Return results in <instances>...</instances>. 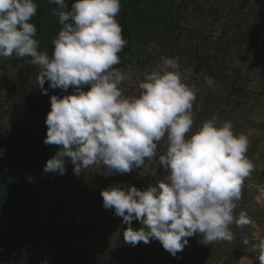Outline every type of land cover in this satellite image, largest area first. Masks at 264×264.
Returning a JSON list of instances; mask_svg holds the SVG:
<instances>
[{
	"label": "clouds",
	"instance_id": "obj_1",
	"mask_svg": "<svg viewBox=\"0 0 264 264\" xmlns=\"http://www.w3.org/2000/svg\"><path fill=\"white\" fill-rule=\"evenodd\" d=\"M49 2L59 6L62 24L51 55L39 50L35 38L36 0H0V58L30 57L40 68L42 94H48L46 81L51 89H74L50 97L43 142L59 148L43 171L63 175L68 158L77 176L95 165L104 166L105 175L130 173L155 158L166 138V151L158 157L164 179L144 190L115 185L101 191L103 206L128 225L125 243L158 240L175 257L197 234L198 243L211 245L232 241V224L254 225L247 212L234 215L255 170L247 157L248 136L236 134L230 121L218 123L215 115L193 130L197 89L184 82L175 58H163L146 72L137 95L123 93L120 85L131 74L114 67L128 43L117 20L121 0H73L70 8L66 0ZM204 80L214 84L212 77ZM134 219L146 227L133 228ZM256 241L252 248L264 264V237Z\"/></svg>",
	"mask_w": 264,
	"mask_h": 264
},
{
	"label": "rangeland",
	"instance_id": "obj_2",
	"mask_svg": "<svg viewBox=\"0 0 264 264\" xmlns=\"http://www.w3.org/2000/svg\"><path fill=\"white\" fill-rule=\"evenodd\" d=\"M36 2L38 10L31 20L37 27L35 38L39 50L51 55L58 33L48 32L43 24L52 3ZM137 4L144 17L154 19L148 26L132 28L119 53L121 63L114 67L131 74L120 85L123 93L137 95L144 74L157 68L163 58L178 60L184 82L197 89L193 130L215 115L218 123L230 121L236 134L249 138L247 157L255 170L244 182L234 215L245 211L254 225L232 224L234 239L211 245L198 243L201 234H197L188 238L189 243L175 257L158 240L136 246L125 243L128 225L114 209L103 206L101 191L115 185L144 190L164 179L166 171L158 157L166 151L165 138L158 143L156 157L130 173L105 175L101 172L104 166L95 165L77 176L66 158V171L51 175L53 184L31 178L30 194L22 200L28 206L17 211L18 221L13 225L19 233L11 249L14 264H259L252 244L256 236L264 237V197L257 200L264 192V0H174L171 8L168 0H139ZM29 61L30 57L15 55L0 58L2 134L15 124H28L29 116H25L31 113L26 106L43 96L38 85L40 68ZM20 71L28 76L25 90ZM205 76L213 78L212 86ZM44 87L49 99L57 92L70 94L49 88L47 81ZM74 182L77 191L69 189ZM138 221L134 219L132 227ZM245 238L248 245L243 243ZM5 248L0 264H7Z\"/></svg>",
	"mask_w": 264,
	"mask_h": 264
},
{
	"label": "trees",
	"instance_id": "obj_3",
	"mask_svg": "<svg viewBox=\"0 0 264 264\" xmlns=\"http://www.w3.org/2000/svg\"><path fill=\"white\" fill-rule=\"evenodd\" d=\"M139 0H121V11L117 16V20L122 27V35L127 39L131 29L137 25L148 26L153 21V17H144V11L137 4ZM162 1V0H160ZM167 1V0H165ZM73 0H66V4L70 8ZM170 7L174 4V0H168ZM59 6L53 4L50 6L44 20L45 27L48 32H56L60 30L62 24L58 16ZM67 10V9H65ZM160 24V22H158ZM162 26L166 24L162 21ZM133 43L131 47H133ZM201 56V55H199ZM203 58V57H202ZM205 61V58H203ZM20 77L21 87L27 89V75L24 71L18 73ZM68 91L72 93L74 89L70 86ZM1 93V90H0ZM63 92H57L55 95L62 96ZM49 94L40 96L38 101L33 102L32 106H26L30 109L29 123L22 125L20 123L12 126L8 133H0V257L2 250L6 245L5 260L7 264H14L11 261V249L14 242L19 237L18 231L13 227L18 221L17 211H25L26 203L22 204V200L26 194H30V186L32 182L39 181L46 185L54 183L52 172H44V165L58 150L57 145H46L43 141L47 133V125L45 123L46 116L50 111ZM25 97V96H24ZM46 103V104H45ZM54 146V147H53ZM77 184L74 182L69 186L71 191H77ZM15 204H18L15 206ZM20 205V208H19ZM22 206H25L23 208ZM143 224L138 221L133 227L139 229Z\"/></svg>",
	"mask_w": 264,
	"mask_h": 264
}]
</instances>
